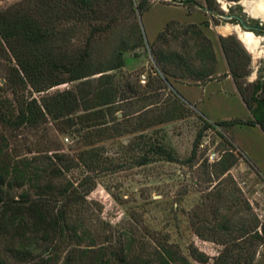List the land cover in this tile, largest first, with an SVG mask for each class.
<instances>
[{"label": "rangeland", "instance_id": "374dc122", "mask_svg": "<svg viewBox=\"0 0 264 264\" xmlns=\"http://www.w3.org/2000/svg\"><path fill=\"white\" fill-rule=\"evenodd\" d=\"M21 1L0 0V9ZM186 1L98 0L97 18L66 25L76 30L72 48L84 46L91 38L97 62L112 57L123 39L135 42L142 36L144 45L129 51L125 65L115 71L118 84L132 96L118 105L115 124L124 132H134L104 143L101 165L92 173L96 176L93 191L70 210L83 221L77 238L81 241L68 235L56 250L59 263L70 250L76 260L85 259L83 250L88 247H106L108 254H115L128 240L133 241L132 256L141 257L143 264L145 260L158 264L159 241L176 243L186 255L193 245L213 258L230 248L239 226L254 228L264 222V131L233 82L218 81L232 75L221 40L234 38L247 57L243 69H238L243 76L232 78L250 94L264 75L263 36H257V51L251 50L233 23L203 8L210 7L206 0ZM229 1L235 2L234 9L240 6L249 11L245 0H212L210 8L227 12ZM142 2L143 10L139 8ZM227 25L232 31L223 34L221 28ZM96 26L106 30L94 34ZM203 42L211 44L217 58L212 78L198 81L179 65L170 66L176 76L159 77L158 51L179 52L198 69L197 50ZM10 71L11 62L0 55L3 112L17 106V94L8 83ZM23 92L37 95L31 89H18L19 95ZM163 118L168 120L161 122ZM206 120L219 125L205 127ZM149 122L156 124L146 127ZM74 141L73 135L60 132L52 122L12 129L0 121V165L18 162L29 173L46 170L41 183L53 181L50 156L56 149L69 152ZM152 143L164 144L178 161L139 165ZM81 176L82 169L75 168L57 182L76 181ZM31 184L12 180L10 197L18 200L25 191L34 195ZM225 217L234 235H222L219 222L226 221ZM92 238L96 242L91 243ZM18 240L0 228V253L7 264H46L49 248L44 240L38 238L31 247L20 246ZM255 264H264V244L258 247Z\"/></svg>", "mask_w": 264, "mask_h": 264}, {"label": "trees", "instance_id": "16d2710c", "mask_svg": "<svg viewBox=\"0 0 264 264\" xmlns=\"http://www.w3.org/2000/svg\"><path fill=\"white\" fill-rule=\"evenodd\" d=\"M97 1L22 0L0 9V55L11 62L8 83L17 94L16 107L8 108L6 112L0 107V121L12 129L52 122L60 132L69 133L75 139L69 152L56 149L50 156L53 181L41 183L46 170L29 173L18 162L0 165V228L19 238L20 246L31 247L38 238L44 240L49 248L46 264H143L141 257L132 256V240L115 254H108L106 247L102 246L104 248L99 250L85 248L83 251L87 257L82 260H76L71 250L61 263L56 256L57 248L68 235L76 237L77 242L81 241L78 240V229L83 221L74 218L70 210L93 191L96 176L92 173L101 165L104 143L123 133L134 132H124L115 124V115L120 110L118 105L132 98L124 85L118 84L115 71L125 65V55L129 51L144 45L142 36L135 42L123 39L112 57L100 62L92 54L91 38L84 46L71 47L77 34L75 27L66 25L97 18ZM206 1L211 7L212 0ZM143 3L139 5L141 10L144 9ZM93 30L95 34L106 28L96 26ZM221 44L234 79L243 76L238 69H243L247 54L234 38L223 37ZM197 59L201 65L194 69L189 59L179 52L158 51V75L169 80L176 76L170 66L179 65L198 81L212 78L217 58L210 43H202L197 50ZM63 84L67 86L57 88ZM19 88L31 89L37 95L26 96L24 92L19 95ZM237 88L264 131V75L254 84L250 94L246 88ZM129 89L133 91V87L129 86ZM163 119L161 122L168 120ZM153 124L156 123L149 122L146 127ZM216 125L219 123L206 120L205 127ZM195 154L194 151L189 157L190 162ZM158 160L176 162L178 157L164 144L152 143L138 163L146 165ZM75 168L82 169L81 178L76 181L70 178L62 184L57 182ZM12 180H20L22 185L31 181V186L36 189L34 195L25 191L18 200L10 197L8 188ZM224 219L226 221L219 222L222 235H234L230 231L231 221ZM237 230L238 235L231 238L230 248L225 247L213 258L193 245L189 247L190 255H186L176 243L159 241L156 261L158 264H207L212 259V264H255L258 247L264 244V222L254 228L239 226ZM201 235L207 237L204 233ZM90 241L96 242L94 238ZM145 263L148 264V260ZM0 264H7L1 253Z\"/></svg>", "mask_w": 264, "mask_h": 264}, {"label": "flooded vegetation", "instance_id": "af4514ba", "mask_svg": "<svg viewBox=\"0 0 264 264\" xmlns=\"http://www.w3.org/2000/svg\"><path fill=\"white\" fill-rule=\"evenodd\" d=\"M234 3V1H229L228 4L230 8L227 12L223 13L207 6H204L203 8L211 15L218 16L226 20L227 22L233 23V26H236L235 29L239 27L245 32H252L253 34H255V36H263L264 16L255 15L253 13H250L249 11H243L240 6H236L238 8L234 9ZM243 43H245L244 40Z\"/></svg>", "mask_w": 264, "mask_h": 264}, {"label": "bare ground", "instance_id": "6f19581e", "mask_svg": "<svg viewBox=\"0 0 264 264\" xmlns=\"http://www.w3.org/2000/svg\"><path fill=\"white\" fill-rule=\"evenodd\" d=\"M244 3L246 4L249 11L255 15L264 16V0H245ZM240 37L244 40L245 44L254 51H257L258 48V41L260 37L255 36L252 32H245L239 27L236 28ZM234 30V29H233ZM232 31V27L227 25L221 28V32L223 34H228Z\"/></svg>", "mask_w": 264, "mask_h": 264}, {"label": "crops", "instance_id": "0c3cea01", "mask_svg": "<svg viewBox=\"0 0 264 264\" xmlns=\"http://www.w3.org/2000/svg\"><path fill=\"white\" fill-rule=\"evenodd\" d=\"M225 80H229V81H232L234 86L236 87V89L238 90L237 86H236V83L234 82L233 78H232V75L228 74L227 76H225L222 80L221 79H218V81H225ZM222 91V89L220 90Z\"/></svg>", "mask_w": 264, "mask_h": 264}, {"label": "water", "instance_id": "95a60500", "mask_svg": "<svg viewBox=\"0 0 264 264\" xmlns=\"http://www.w3.org/2000/svg\"><path fill=\"white\" fill-rule=\"evenodd\" d=\"M250 12V11H249ZM251 13V12H250ZM240 29V28H239ZM263 40H264V35H263Z\"/></svg>", "mask_w": 264, "mask_h": 264}]
</instances>
